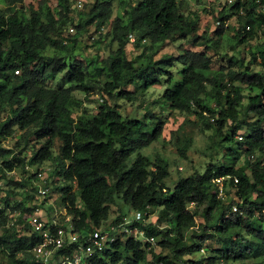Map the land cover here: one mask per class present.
<instances>
[{"label": "trees", "instance_id": "1", "mask_svg": "<svg viewBox=\"0 0 264 264\" xmlns=\"http://www.w3.org/2000/svg\"><path fill=\"white\" fill-rule=\"evenodd\" d=\"M22 1L0 0L5 2L0 7V180L5 184L0 187V258L4 263L40 264L31 253L38 236L24 233L26 224L21 231L17 225L33 206L29 205L34 189L31 178L36 179V170L28 172L24 167L48 161L49 184L56 185L50 192L56 191L59 205L77 229L102 225L116 199L146 217L156 211L153 222L127 224L143 236H153L152 243L121 233L93 253L89 264H214L218 259L238 262L250 258H258L251 264H264V42L256 51L247 52V60L237 49L240 57L233 53L216 68L211 67L207 53L218 48L226 28L233 31L231 40L253 38V27H264V0L224 1L215 15L216 40L198 32L197 10L188 9L189 0H92L86 10H76V20L70 15L68 0H55L54 8L45 3L25 8ZM113 9L116 13L110 18ZM232 16L237 26L224 25ZM68 23L74 27L71 33ZM89 24L97 29L108 27L107 54L101 59L97 54L87 59L73 54L75 35ZM128 34H133V47H142L135 58L143 57L144 64L126 57ZM177 39L201 49L152 60L149 50ZM49 47L69 54L68 62L55 53L46 57L43 52ZM229 47L235 49L233 44ZM256 54L260 62H255ZM172 61L182 65L179 79L162 89L160 99L169 109L194 115L201 128L218 133L219 143H227L224 147L231 161H208L201 172L179 176L169 187L164 183L169 162L138 151L159 137L163 122L158 115L147 107L140 116L121 114L117 105L106 99L91 114L73 115L82 101L72 93L80 91L86 96L91 91L87 81L93 78L100 95L131 101L148 87L169 80ZM250 65L260 69L253 70ZM60 72L58 85L42 83L44 76ZM162 74L167 78L162 79ZM181 126L170 131V138L177 157L185 159L191 138L180 133ZM14 131L20 132V139L8 148L2 141ZM55 138L59 145L53 154ZM26 148L31 150L27 158L23 153ZM241 155V164H236ZM14 169L28 174L7 176ZM215 176H230L225 179L230 199L216 197L211 182ZM232 176L237 178L235 183ZM232 204L240 213L231 211ZM16 209L15 221L7 224L12 217L9 213ZM117 212L110 223L123 220L125 212L118 207ZM196 216L202 223L195 224ZM211 239L224 246L206 251ZM153 243L158 251L150 246ZM200 249L207 253L193 258Z\"/></svg>", "mask_w": 264, "mask_h": 264}, {"label": "rangeland", "instance_id": "2", "mask_svg": "<svg viewBox=\"0 0 264 264\" xmlns=\"http://www.w3.org/2000/svg\"><path fill=\"white\" fill-rule=\"evenodd\" d=\"M225 0H200L199 3H196L194 0H189L188 2V9L196 11V15H198V32L202 33L205 32L210 40H216L218 38L217 35L214 34L213 30L215 27V15L217 13V10L220 9V6L223 4ZM82 5L79 9H73L72 12H70V15L72 16L73 20H76V10H86L89 5L91 4L92 0H81ZM45 3L50 8L55 7V0H23L22 5L27 8L28 6L31 7H37L38 4ZM5 2L2 4L0 3V7H4ZM19 6V5H17ZM204 8V10L202 9ZM121 12V11H120ZM191 12V11H190ZM116 13V11L113 9L112 14L110 18ZM70 23L67 24V26ZM227 25H233L234 27L237 26L236 21L234 20V16L228 18ZM66 26V27H67ZM108 27L100 26L98 29L95 28L94 24H89L85 29H83L79 34L75 35L76 41H75V47L73 49V54L77 58L81 59H87L93 54H97L98 58L101 59L102 57H105L107 54V45L109 44V36L107 33ZM253 30L256 32V34L251 39H246L242 37H236V39H230L231 36H233V31L231 29H227L224 31L223 38L220 41V44L216 45L215 48L217 49H210L207 51V53L211 56L212 59V68H216L219 64H225L226 57L231 56V54H236L238 56L239 52L244 55L245 60L249 58V55L247 52L249 51H256L259 46L263 44L264 42V34L263 30L264 27L255 28L253 27ZM65 28H63L62 35H66ZM133 36V34H132ZM132 40L127 37L124 50L125 55L129 59H133V62L138 63L141 61L142 64L145 63V59L143 57L136 59L135 56L140 53L142 47H133ZM231 44L234 45L235 49H232L229 47ZM201 49L197 45H191L188 43L187 40H180L177 39L175 41L167 40L159 46H154L151 50H149L148 54H151L152 60H156L159 57L166 55V56H174L177 57L178 54H182L184 50H197ZM248 48V49H247ZM239 50V52L237 51ZM46 57L50 56H63L64 60L68 62L70 55L64 53L62 50L57 51L51 47L47 48L43 52ZM225 56V57H224ZM240 57V54H239ZM71 59V58H70ZM171 61V60H170ZM255 61V60H254ZM256 62V61H255ZM181 64L177 61H172V65L169 67V71L172 77H170L169 80L160 81L159 84H154L150 87H148L142 95L137 94L136 99L127 101L125 99H115V98H108L106 95L102 96L100 95L97 90H95L96 84L95 81H93V78H89L87 82L90 83L91 91L88 92V94L85 96L80 91H73L72 95L76 98L80 99L81 105L79 108H76L73 112V115L78 114L79 112H85L91 114L98 106V103H100L102 100L107 101V103L113 105L116 104L119 112L121 114H127L129 116H140L141 113L145 111V108L154 114L158 115L159 118H161L163 124L161 127V132L159 137L152 141L150 144L140 148L138 151L144 155H148L149 157H153L155 155H158L162 158H165L169 162V176L164 180V183L171 187L172 183L177 179V177L181 176L184 177L194 170L201 172L208 161H215L219 160L222 162L230 163L231 159L229 154V151L225 149L224 146L227 145L226 142H223L220 144L219 139L221 136L218 133H214L212 129H203V125L201 122L197 119H194V115L192 114H186L185 112H180L174 109H169L168 105L164 103L160 99L161 91L166 86H171V84L179 79V74L177 73L178 70L181 68ZM250 67L253 70H258L260 67L258 65H250ZM63 73H58L55 76H44L42 79V83L46 86H56L58 83H60L61 76ZM101 77V76H100ZM167 76L162 74V79H166ZM128 88L130 90L132 89L131 85H128ZM246 91H244L245 93ZM140 102V107L137 108V112H135L134 108L137 106V103ZM245 102V100H243ZM2 118V114H0V119ZM179 124H182V128L180 133L186 134L191 138L190 145L186 151V158L181 159L177 157V154L175 152V147L172 144V139L170 138V131L177 128ZM19 131H14L9 137H7L5 140L2 141V144L8 148H12L13 143L18 141L19 138ZM32 138V137H31ZM29 143H33V139L29 141ZM42 143V140H40L38 143H34V148H37ZM220 144V145H219ZM59 141L57 138L53 139L52 142V153L55 154L58 150ZM17 148H13V151H17ZM30 149L26 148L23 152L26 158L30 155ZM135 153L131 154L129 161L134 157ZM243 156L241 155L240 158L237 160L236 164H241ZM49 162L43 161L39 165L34 166H25L24 170H27L28 172H34V170L42 173L44 180H46V183H48V196L43 201L41 207V211H44L45 216L47 217L51 216V210L60 212L62 210L61 206L58 202V194L56 191L50 192V187H55V183L49 184V177H47V173L49 170ZM28 173L21 174L19 169L10 170L7 172V176H10L11 178H22L25 177ZM40 183L41 185L45 182H42V179H35L31 178V185L34 186V184ZM3 180H0V187L4 186ZM233 191H229V193H232ZM34 195V190L30 191ZM230 194L227 195V200L230 199ZM36 201V200H35ZM41 201V200H40ZM117 205L118 210L121 209L122 212H125L124 218L125 220H130V218L133 217V210L129 209L128 206L122 204L119 200L116 199L115 204H112L108 208V216L107 219L103 222H110L115 216L118 214L117 212ZM192 205H190L191 207ZM6 207V206H5ZM50 207V209H49ZM11 219L13 220V213H9ZM156 217V211L150 212L147 214L146 221L153 222ZM202 223V219L199 216L195 217V224ZM7 224H10V221L7 220ZM195 226V225H194ZM19 227V226H18ZM20 231L22 227H19ZM207 247L206 251L210 250L212 252V249L223 247V243H219L218 241H215L214 239L207 241ZM150 246L154 247V243ZM155 251H158L157 248L154 247ZM199 251L198 253L192 254L193 258H199L200 256H204L207 252ZM258 258L253 259H246V260H239L238 262H232V261H225V264H251V262H256ZM0 264H5L4 261L0 258Z\"/></svg>", "mask_w": 264, "mask_h": 264}, {"label": "built area", "instance_id": "3", "mask_svg": "<svg viewBox=\"0 0 264 264\" xmlns=\"http://www.w3.org/2000/svg\"><path fill=\"white\" fill-rule=\"evenodd\" d=\"M133 3V0H130ZM233 0H226L227 3ZM71 4L70 9H79L82 5L81 0H69ZM242 13V10H238ZM228 22L224 20V25ZM217 23V22H216ZM245 29H249V26H245ZM69 32L73 31V27L67 28ZM128 37L132 40L131 34ZM65 42V41H64ZM261 58L256 54V62H260ZM264 71V67H263ZM237 139L241 136L237 135ZM248 158L251 160L252 155ZM230 176H215L211 179L214 186V191L217 198L226 199L227 186L225 179H229ZM36 179H43L40 170L36 171ZM232 182L235 183L237 178L231 177ZM229 188V187H228ZM34 195L31 200L33 205L30 212L22 215V222L17 225L22 227L23 224L27 225V229L22 231L24 233H35L38 236V242L31 248L32 259L39 262L40 264H80L82 262L89 264V258L93 253L99 252L106 245L107 242L113 241L118 234L128 233L133 237H140L142 242L152 243L153 236H143L141 231L136 230L135 227L129 228L127 226L130 221H146V216L140 212H133V217L130 220L123 219L118 223L105 222L99 227L90 225L82 229H77L72 220L71 216L66 213L64 208L60 212L51 209V216H45L44 211H41V201L47 196L49 188L43 183L34 184ZM235 198V197H233ZM36 200V201H35ZM41 200V201H40ZM232 212H239L236 204L230 206ZM19 211L16 209L13 211V220L15 221L16 215ZM224 216H227L225 213ZM18 227V228H19ZM202 251V249H200ZM214 264H225L223 259H218Z\"/></svg>", "mask_w": 264, "mask_h": 264}, {"label": "clouds", "instance_id": "4", "mask_svg": "<svg viewBox=\"0 0 264 264\" xmlns=\"http://www.w3.org/2000/svg\"><path fill=\"white\" fill-rule=\"evenodd\" d=\"M69 1V0H68ZM225 2H226V0H225ZM227 3V2H226ZM69 4H71V2H69ZM70 9V8H69ZM71 10H73V9H71ZM69 26H71V25H69ZM69 26H67V28L69 27ZM73 27V26H72ZM68 31V30H67ZM73 31H74V27H73ZM72 31V32H73ZM69 32V31H68ZM71 33V32H70ZM127 37H128V35H127ZM133 37V36H132ZM133 40V39H132ZM65 43V42H64Z\"/></svg>", "mask_w": 264, "mask_h": 264}]
</instances>
